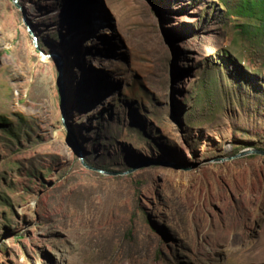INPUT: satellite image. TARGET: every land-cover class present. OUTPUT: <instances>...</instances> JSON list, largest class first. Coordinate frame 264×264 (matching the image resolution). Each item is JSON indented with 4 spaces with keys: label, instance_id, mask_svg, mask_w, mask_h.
<instances>
[{
    "label": "rangeland",
    "instance_id": "rangeland-1",
    "mask_svg": "<svg viewBox=\"0 0 264 264\" xmlns=\"http://www.w3.org/2000/svg\"><path fill=\"white\" fill-rule=\"evenodd\" d=\"M253 1L0 0V264H264Z\"/></svg>",
    "mask_w": 264,
    "mask_h": 264
},
{
    "label": "water",
    "instance_id": "water-1",
    "mask_svg": "<svg viewBox=\"0 0 264 264\" xmlns=\"http://www.w3.org/2000/svg\"><path fill=\"white\" fill-rule=\"evenodd\" d=\"M12 1L18 8H20V6L17 4L18 0H12ZM20 10H21V13H22V21L26 25L27 31L30 34H33L32 31L30 30V26L28 24V21H27V19L25 17V14H24L23 10L21 8H20ZM33 44H34L35 48L39 50V53L42 54V50L39 49V47L37 45V38H36L35 35H33ZM47 55H48V57H54V58L58 57L57 53H54V52L47 53ZM61 122H62L63 125H65V114H64V110L63 109L61 110ZM248 154L264 155V150L263 149H259V148L250 147V148H245L243 150H240L239 152H237L236 154H233L231 156L212 158V159H208L206 161H208V162H211V161L212 162H216V161L231 160V159H234V158H237V157H242V156H245V155H248ZM78 157H79V160H80L81 164L83 166H85L86 168L97 170L98 172L104 173V174H116L117 173V172H110V171H105V170H102V169H97V168H94V167L86 164L83 161V154H82L81 150H78ZM130 171L131 170H127V171H124V172H121V173H127V172H130Z\"/></svg>",
    "mask_w": 264,
    "mask_h": 264
},
{
    "label": "trees",
    "instance_id": "trees-1",
    "mask_svg": "<svg viewBox=\"0 0 264 264\" xmlns=\"http://www.w3.org/2000/svg\"><path fill=\"white\" fill-rule=\"evenodd\" d=\"M247 3V2H245ZM253 4H258L260 7V10H262V12L264 13V1L263 0H257V1H253ZM243 12V11H242ZM8 135L11 136L12 133L8 130Z\"/></svg>",
    "mask_w": 264,
    "mask_h": 264
},
{
    "label": "bare ground",
    "instance_id": "bare-ground-1",
    "mask_svg": "<svg viewBox=\"0 0 264 264\" xmlns=\"http://www.w3.org/2000/svg\"><path fill=\"white\" fill-rule=\"evenodd\" d=\"M43 60H46L48 58V55H43Z\"/></svg>",
    "mask_w": 264,
    "mask_h": 264
}]
</instances>
